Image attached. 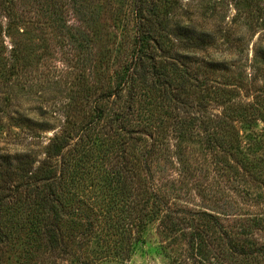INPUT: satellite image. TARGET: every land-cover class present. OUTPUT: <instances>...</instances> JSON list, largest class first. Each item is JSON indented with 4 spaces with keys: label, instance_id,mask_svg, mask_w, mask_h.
<instances>
[{
    "label": "rangeland",
    "instance_id": "obj_1",
    "mask_svg": "<svg viewBox=\"0 0 264 264\" xmlns=\"http://www.w3.org/2000/svg\"><path fill=\"white\" fill-rule=\"evenodd\" d=\"M149 1L158 5L164 27L156 26L159 34L154 37L164 41L154 52L166 62L181 100L167 103L165 110L186 119L202 118L204 124L230 113L229 131H224L228 134L242 106L252 104L264 112V0ZM6 6L0 7V167H14L16 156L28 154L35 167L50 159L60 168L64 160L49 157V145L55 135L70 134L65 161L77 179L67 194L86 187L80 217L99 216L98 230L106 237L96 241L93 236L82 249L71 241L67 253L45 255L26 235V213L13 211L21 202L11 201L2 217L14 237L0 251V264H195L201 257L208 264H264L263 252H233L213 223L217 217L230 239L248 252L264 246V173L261 178L244 175L243 164L231 153L211 152L203 134L181 141L174 135V122L164 125L165 138L149 163L154 178H146L142 169L137 176L134 163L147 142L136 144L114 128L128 110V100L126 95L112 96L104 101L107 116L94 125L87 142L75 146L77 131L96 122V99L115 84L123 63L131 61L138 27L133 0H6ZM198 37L208 40L196 47ZM247 118L235 121L241 127V144L250 146V156H264V113ZM137 123L133 120L129 128ZM100 135L103 144L92 145L91 137ZM122 143L131 158L124 173L118 154ZM110 165L127 173L118 177L129 182L131 195L152 179L159 200L170 206L168 215L160 208L142 233L144 242H136V232L126 236L106 207L90 206L110 193L107 177L113 173L105 172ZM22 177L12 176V183ZM257 218L263 220L261 227L253 225ZM245 226L251 227L248 235L241 234ZM198 230L206 231L205 240L193 245Z\"/></svg>",
    "mask_w": 264,
    "mask_h": 264
},
{
    "label": "trees",
    "instance_id": "obj_2",
    "mask_svg": "<svg viewBox=\"0 0 264 264\" xmlns=\"http://www.w3.org/2000/svg\"><path fill=\"white\" fill-rule=\"evenodd\" d=\"M10 1L8 0V2ZM148 1L133 0L138 27L133 38L131 61L123 63L121 70L116 76L115 84L96 99V105H94L93 110L96 122L92 120L77 131L78 139L75 146L81 142H87V136L93 130L94 125H97L99 120L101 121L107 116L104 101L110 99L112 96L120 98L126 95L128 110L119 117V120L113 126L119 133L132 137L131 139H134L133 142L136 144L140 143V141L147 142L148 148L137 155V161L134 163L136 168L133 173H136L137 176L138 173H141L142 169L146 173V178H154L149 163L159 152L160 141H163V138H165V134L163 135L164 125L168 127L169 123L174 122V135H176L177 139L183 141L192 138L193 135L199 137L203 134L204 142L211 152L220 153L225 151L231 153L235 161L243 164L244 175L251 178H261L264 173V156H259L257 152H255V157L249 155L252 153V149L248 152L247 150L250 149V146L248 148L242 146L241 127L237 126L235 121L244 123L248 121L247 117L249 115V119H258V116L261 118L264 112H260L252 104L242 106V112H239L238 117L233 119L234 122L230 125L233 130L230 131V133L232 132L230 135L228 132L224 133L231 121V118L229 119L230 113L225 114L226 118H211L214 119L210 120L211 123L204 124L202 118L186 119L179 114H170V110H165L164 105L167 103L174 104L181 100H179L178 93L174 91V89L178 88L173 86L174 81L172 82V77H169L168 70H165L166 62H162V59L159 58L160 56L155 55V47H162L161 42L164 41L160 35L154 37L155 33H158L156 26L159 28L164 27L162 17H160L158 12V5L154 1L152 3ZM0 7L1 9L7 7L6 0H0ZM207 40V37H198L195 44L196 47L203 46ZM186 76L189 77V74ZM214 87L217 88V86ZM143 90L145 92L142 95H145V98L140 103L139 95ZM152 90L160 92V95L154 97V95L150 94ZM137 103L139 104L136 107ZM133 120L138 121V127L136 126L135 128L134 126L132 129L129 128V125L132 124ZM197 128H199L198 132L195 131ZM245 128L248 129V126H245ZM70 138H72L70 134L55 135L49 145V157L60 156L64 160L60 168L53 161H50V159L46 163L35 167L34 162L30 160V155L28 154L20 155L19 158L16 156L18 163L14 167L11 164V166L8 164L6 168L0 167V251L10 244L11 238L14 237L13 232L7 228V222H5V219L3 222L2 217L6 211H9V208L5 206L11 201L21 202L13 211L26 213V220L22 223L24 225L23 228L27 229L25 231L26 235L28 239L30 238V243L37 245L45 255L54 253L55 251L62 252L63 254L67 253L69 242L71 241L75 243L78 249H82L92 240L93 236L97 238L96 241H100L105 236L103 231L98 230V227L102 224L99 216L97 218L83 217V219L80 217L81 206H85L86 187L83 185L78 186L74 189L73 193L67 194L72 191L68 186L77 179L75 178V173L74 176L72 173H68L65 161L66 149ZM103 141L102 135L91 137L92 145L103 144ZM118 150L120 151L118 154L122 158L124 173L126 165L131 162V158L127 153L128 147L124 143L119 145ZM87 155L89 156V154ZM109 170L113 173V175L108 174L109 176L107 177V181L111 183L107 184L111 189L110 193L104 192L105 196L102 199V203L98 204L97 202V204L90 206L106 207L107 210L105 212L114 213L117 219L116 224L119 228H122L126 236L136 232V236L134 237L136 242H144L145 238L142 233H144L145 229L147 230V226L157 218L161 207H163V215L172 214L170 206H164L161 200H159L160 196L152 179L148 180L149 183L146 182L144 190H135L134 195H131L128 192L129 182H122L121 180L127 173L124 175L114 165L108 166L105 172ZM20 173L23 174L21 181L18 184H13L12 181L15 178L11 177L16 175L20 177ZM121 173L123 176L119 178L118 175ZM26 176L33 177L25 178ZM112 183L117 184L113 185ZM23 196L25 197L22 198ZM102 211H104V208H102ZM99 215L101 216L102 214ZM202 215H207V213H203ZM127 220L129 221L127 222ZM254 220L253 225L261 227L263 220L260 218ZM213 223L217 226V232L222 233V237L227 240L228 246L233 252L243 255L249 253L259 254L262 252L264 254V246L248 252L245 245L234 239L233 236L230 239L228 231L222 226L217 217L213 218ZM173 230L177 231L174 227ZM204 232L206 231L198 230L194 234L192 237L193 245L195 242L198 244L204 242ZM250 232L251 227L245 226L241 234L248 235ZM224 235H226V238ZM200 248L202 249L201 246ZM80 264H83V262H80ZM195 264L208 263H206L205 258L201 257Z\"/></svg>",
    "mask_w": 264,
    "mask_h": 264
}]
</instances>
